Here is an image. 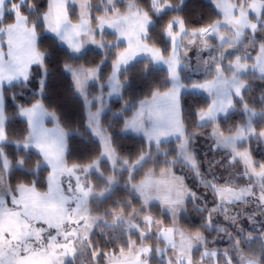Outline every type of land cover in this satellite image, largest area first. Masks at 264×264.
<instances>
[{"label":"snow or ice","instance_id":"obj_1","mask_svg":"<svg viewBox=\"0 0 264 264\" xmlns=\"http://www.w3.org/2000/svg\"><path fill=\"white\" fill-rule=\"evenodd\" d=\"M211 4L197 18L185 0H0V264H264V0ZM61 87L79 120L53 103ZM185 89L209 102L185 116ZM113 96L118 132L102 122ZM200 138L219 158L199 159Z\"/></svg>","mask_w":264,"mask_h":264},{"label":"trees","instance_id":"obj_2","mask_svg":"<svg viewBox=\"0 0 264 264\" xmlns=\"http://www.w3.org/2000/svg\"><path fill=\"white\" fill-rule=\"evenodd\" d=\"M95 2V0H94ZM185 11L195 12L196 17L199 18L201 14H203L206 18L213 17L216 12L215 8L211 4V0H185ZM142 60V59H138ZM142 65H137L139 68ZM166 70L164 68H158L154 66L153 72L147 76H139L137 75L133 82L128 85L125 92V100L131 101L132 103H138L139 100L148 96L149 87L154 82L155 79L159 78ZM61 98L57 100L53 99V103H60L62 105V110L66 113H74V119L79 120L80 118V110L79 103L75 99H73L70 94L66 91L64 87L60 88ZM182 99L187 101V105L184 108L185 116L188 115V112L192 106L196 104L205 105L209 100L202 94L196 92L183 91ZM121 103L118 97L109 100V107L111 111H106L102 115V122L105 127L111 123L114 127L110 129V131H119V128L115 127L116 120L114 119V113L119 111L116 107L117 104ZM12 109H9L11 113ZM233 117L239 119V113H233ZM189 125L191 126L192 121L189 117L188 119ZM230 123V121H229ZM50 125V124H49ZM227 126V125H226ZM24 127L23 122L21 120L14 119L11 121V128L19 133L21 129ZM142 137L136 134H121L118 138V143L122 145L125 150L131 147H138ZM175 140H171L170 143H173ZM72 145L73 155L71 159H77L81 153H83L85 149V144L81 142V137L78 134H74L72 140L70 141ZM210 146V142L205 141L203 138H200L197 143L194 145L195 151L198 154H202L203 152H207L208 156L213 155L212 152H208ZM255 156L257 159L264 157V147H258L255 143L252 145ZM89 149H94L95 145H88ZM10 151H17L15 146H9ZM222 154V152H219ZM219 158L218 155L215 156ZM47 174L46 172L44 173ZM198 191L200 189H197ZM156 210L154 209V214ZM196 217V213L192 210L191 206L189 207V211L185 214V221H191ZM215 235V233H213Z\"/></svg>","mask_w":264,"mask_h":264},{"label":"rangeland","instance_id":"obj_3","mask_svg":"<svg viewBox=\"0 0 264 264\" xmlns=\"http://www.w3.org/2000/svg\"><path fill=\"white\" fill-rule=\"evenodd\" d=\"M138 59H143V57H138ZM155 67H158V68H164L166 70V66L165 65H155ZM182 78L185 80V81H190V80H196V79H202V76L201 74L199 73H196V72H193L191 71L190 69H185L182 71ZM183 91H192L190 89H185ZM199 94H202L204 95L208 100L210 99L206 93H203V92H197ZM113 98H116L115 96H113L112 98L110 99H113ZM48 127H51L52 125L48 124L47 125ZM137 135V134H136ZM172 140H175V138L173 137ZM205 153L206 152H203L202 154H198V157L199 159H201L202 161L205 160ZM213 155L211 156H207V159H213V158H216L215 156L218 155V157L221 155V153H212ZM204 170L206 171L207 169V164L205 163L204 164ZM188 182L189 184L193 187V188H197V180L194 176H192L190 173H188ZM227 246V240L224 239V240H219L218 243H217V247L220 248V249H223L224 247Z\"/></svg>","mask_w":264,"mask_h":264},{"label":"crops","instance_id":"obj_4","mask_svg":"<svg viewBox=\"0 0 264 264\" xmlns=\"http://www.w3.org/2000/svg\"><path fill=\"white\" fill-rule=\"evenodd\" d=\"M182 92H183V90H182ZM189 92H193V91H189ZM197 93V92H196Z\"/></svg>","mask_w":264,"mask_h":264}]
</instances>
